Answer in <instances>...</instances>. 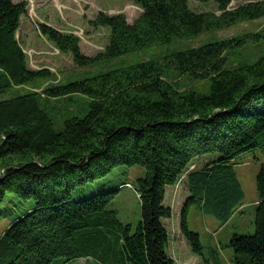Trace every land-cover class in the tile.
Masks as SVG:
<instances>
[{"label": "trees", "instance_id": "16d2710c", "mask_svg": "<svg viewBox=\"0 0 264 264\" xmlns=\"http://www.w3.org/2000/svg\"><path fill=\"white\" fill-rule=\"evenodd\" d=\"M144 10L133 24L123 14L99 12L90 24L110 28L105 51L91 57L80 38L48 24L40 33L81 69L129 56L155 45L186 40L264 18V0L232 9L233 0L214 1L221 12L198 13L189 0H131ZM26 2L0 0V95L56 77L49 69H32L19 39ZM264 43V30L211 41L155 59L112 68L44 92L0 98V222L8 194L34 202L0 231V264H53L86 259L93 264H176L168 251L164 221L173 210L165 204L197 158L217 156L201 170L189 172L190 194L183 205L180 229L204 264L199 234L188 215L201 204L229 221L240 210L244 192L231 162L264 147V53L252 63L229 66L233 50ZM187 77L209 83V92L181 91ZM55 83V82H54ZM84 97L74 113H63L57 129L49 110L52 99ZM46 103H48L46 105ZM70 110V108H68ZM62 124V123H61ZM119 166H141L144 177L132 183L141 206L135 230L110 207L119 189L76 196L84 186ZM117 188V189H115ZM254 235H234L230 246L236 264H264V168L257 178Z\"/></svg>", "mask_w": 264, "mask_h": 264}, {"label": "rangeland", "instance_id": "374dc122", "mask_svg": "<svg viewBox=\"0 0 264 264\" xmlns=\"http://www.w3.org/2000/svg\"><path fill=\"white\" fill-rule=\"evenodd\" d=\"M15 2L27 3V14L22 16L21 29L18 33L19 39L28 55L29 66L32 69H49L56 77L40 81L35 85H27L0 95V98H9L27 92H44L45 88L58 83H68L82 79L86 76L95 75L112 68L137 64L144 61L162 59L177 51L199 46L211 41L239 37L254 34L264 30V18L256 21H244L233 26L213 31H205L200 36L192 39H175L170 43L155 45L129 56H124L109 63H101L92 68L81 69L75 65L70 54L60 53L54 45L39 31V24H48L58 30L74 34L80 38L81 51L88 56L94 57L105 51L110 39V28H94L90 21L94 20L99 12L109 15L123 14L127 21L133 24L137 21L143 9L131 0H14ZM260 0H233L231 8L248 2ZM190 8L198 13L215 12L220 15L217 4L214 1L200 2L189 0ZM264 53V43L248 44L242 48L233 50L229 55V66L236 67L245 63L258 60ZM55 82V83H54ZM179 88L183 91L198 90L204 94L209 92V83L205 81L192 80L183 77L179 80ZM51 105L56 110H49L54 118L57 129L63 126L64 114L74 113L76 108L82 106L84 97L77 95L70 99H52ZM48 103H46L47 105ZM70 108V110L68 109ZM64 113V114H63ZM62 123V124H61ZM217 156L205 155L197 158L193 164L184 172L171 191L166 194L165 204L173 210L172 218L164 221L168 228L170 240L174 249L169 247L168 251L174 258L176 264H204V259L193 253L188 241L181 233L179 221L181 211L190 191L187 185L189 172L201 170L206 164L213 161ZM237 177L241 183L244 197L241 201L240 210H234L229 221H224L214 214L206 211L201 204H193L188 215V225L192 232L199 234L204 248V257L217 259L222 264H236V256L230 246L234 235H254L255 215L259 195L257 190V178L264 168V147L258 148L236 157L231 162ZM145 169L141 166H119L108 176L97 180L78 189L76 196L88 194L94 190L119 189L110 207L114 209L124 223L131 224L135 230L141 220V206L135 188H130L127 183L135 186L139 177H144ZM115 188V189H117ZM32 200L25 201L16 194H8L3 205V219L0 222V231L11 219L23 215L34 207ZM180 236V237H179ZM179 239H176L178 238ZM176 239V240H175ZM184 240V242H183ZM53 264H89L86 259H78L65 262L57 259ZM93 264V263H90Z\"/></svg>", "mask_w": 264, "mask_h": 264}, {"label": "crops", "instance_id": "0c3cea01", "mask_svg": "<svg viewBox=\"0 0 264 264\" xmlns=\"http://www.w3.org/2000/svg\"><path fill=\"white\" fill-rule=\"evenodd\" d=\"M21 29V28H20ZM175 186H172V187H168L167 188V193H168V191L170 190L171 191V189H173ZM166 221V220H165ZM166 223V222H165ZM179 225H180V221H179ZM180 237V236H179ZM179 237L178 238H176V239H179ZM175 239V240H176ZM183 242H184V240H183ZM170 247H172L173 249H174V246H173V243H172V241L170 240ZM190 247V246H189Z\"/></svg>", "mask_w": 264, "mask_h": 264}, {"label": "bare ground", "instance_id": "6f19581e", "mask_svg": "<svg viewBox=\"0 0 264 264\" xmlns=\"http://www.w3.org/2000/svg\"><path fill=\"white\" fill-rule=\"evenodd\" d=\"M23 87V86H22Z\"/></svg>", "mask_w": 264, "mask_h": 264}]
</instances>
